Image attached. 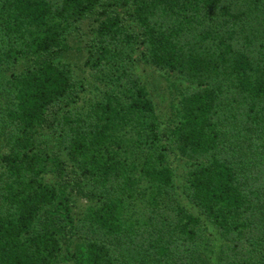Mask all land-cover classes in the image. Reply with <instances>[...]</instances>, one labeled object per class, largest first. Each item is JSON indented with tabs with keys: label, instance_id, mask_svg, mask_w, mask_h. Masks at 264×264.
<instances>
[{
	"label": "trees",
	"instance_id": "obj_1",
	"mask_svg": "<svg viewBox=\"0 0 264 264\" xmlns=\"http://www.w3.org/2000/svg\"><path fill=\"white\" fill-rule=\"evenodd\" d=\"M0 96V264H264V0H0Z\"/></svg>",
	"mask_w": 264,
	"mask_h": 264
},
{
	"label": "rangeland",
	"instance_id": "obj_2",
	"mask_svg": "<svg viewBox=\"0 0 264 264\" xmlns=\"http://www.w3.org/2000/svg\"><path fill=\"white\" fill-rule=\"evenodd\" d=\"M66 59L72 64L73 68L75 69V71L77 73L80 72V68L82 67L83 64V54H80L77 52V50H73L67 57ZM161 89V91H158V96H159V101L161 103V105H165L166 104V97H165V93L164 90L162 89V87H158ZM159 90V89H158ZM0 100H1V96H0ZM177 172L178 174H183L181 167H177Z\"/></svg>",
	"mask_w": 264,
	"mask_h": 264
}]
</instances>
